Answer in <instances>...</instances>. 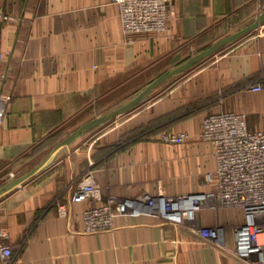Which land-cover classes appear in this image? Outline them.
<instances>
[{
  "label": "crops",
  "instance_id": "obj_1",
  "mask_svg": "<svg viewBox=\"0 0 264 264\" xmlns=\"http://www.w3.org/2000/svg\"><path fill=\"white\" fill-rule=\"evenodd\" d=\"M171 2L174 17L167 30L128 41L112 0H0V12L12 17L0 24V94L8 97L0 126V187L40 162L64 131L102 113L121 95L128 101L170 56L195 53L214 33L240 29L264 9V0ZM248 35L171 98L144 99L137 105L146 104L144 111L134 113L136 106L118 115L125 116L98 136L79 135L38 174L0 197V242L12 246L11 264H254V255L243 261L229 252L234 230L244 221L238 206L209 199L197 212L198 224L224 231L225 246L219 247L148 214L117 215L111 231L88 233L82 214L99 200L70 201L88 170L102 200L215 188L203 177L216 163L212 143L198 137L202 116L176 129L189 135L180 143L161 141L162 129L131 136L182 104L222 89L225 97L206 112L243 113L250 129L264 130V90L242 89L264 69V23L241 38Z\"/></svg>",
  "mask_w": 264,
  "mask_h": 264
},
{
  "label": "built area",
  "instance_id": "obj_2",
  "mask_svg": "<svg viewBox=\"0 0 264 264\" xmlns=\"http://www.w3.org/2000/svg\"><path fill=\"white\" fill-rule=\"evenodd\" d=\"M118 7L121 31L131 41L140 34H157L167 30L174 17L172 0H112ZM12 17L0 12V24ZM245 90H264V75L244 86ZM8 97L0 94V126L6 115ZM187 133L163 132L160 140L180 143ZM200 138L213 145L215 168L203 173L207 184L215 188L203 192H184L174 196L142 192L135 197H109L102 200L100 187L91 171H86L71 195V202L99 200L82 214L84 231L100 233L114 228L117 215L138 217L155 216L164 223L187 227L202 238L224 247L220 227L203 226L196 222L197 212L209 199L225 206H238L244 221L234 230V245L230 254L243 261L254 255V264H264V130L248 127L243 113L219 111L207 114L202 121ZM64 212L63 205H59ZM14 250L0 242V264H11Z\"/></svg>",
  "mask_w": 264,
  "mask_h": 264
},
{
  "label": "rangeland",
  "instance_id": "obj_3",
  "mask_svg": "<svg viewBox=\"0 0 264 264\" xmlns=\"http://www.w3.org/2000/svg\"><path fill=\"white\" fill-rule=\"evenodd\" d=\"M236 30H238V29H236ZM236 30H235V28L230 29L229 31L226 30V31L222 32L220 35H218L219 33H214L213 37H211V36L208 37L207 44H200L199 48L197 49V52L207 48L208 46H210L215 41L225 37L226 35H228L230 33L235 32ZM228 32H230V33H228ZM250 36L251 35H248L244 38H241L240 40L236 41L231 46H227L225 48L223 47L219 52H217V54H215L216 56H211L209 58L207 57L204 60H202L200 63L192 66L191 68H189L185 71L179 72V73L169 77L161 85H159L157 88H155L150 94H148V96L145 99H148V101H150V100L151 101H162V100H166V99L171 98L172 94L176 90H178L181 87L189 84L192 81V77H194L196 72L213 67L214 65H212V64L215 62V59L217 58V56H222L223 54H226L230 50H232L235 46L243 44L245 41L250 39L249 38ZM197 52H195V53H197ZM195 53H189V52L186 53L185 51H183L179 54L170 56L168 58L166 64L161 65L160 69L157 72L152 73L147 80L148 82L146 81L147 83H145V85H143L140 89H138V91H136L130 97H128V100H129V98L131 99L132 97H134L143 87H145L151 80L156 78L158 75H160L161 73H163L164 71H166L170 67L178 64L179 62L183 61L184 59L188 58L189 56H191L192 54H195ZM262 74L264 75V69L261 70L258 77L252 79L251 81L257 80L259 77L262 76ZM248 82H250V81H248ZM248 82H246V83H248ZM243 88L244 87H242V89ZM243 90H245V89H243ZM246 91L251 92L248 90H246ZM225 93H226V90L222 89L221 91H219L217 93L207 94V95L202 96L200 98H194L191 101H189L188 103H186V104L184 103L180 107H178V108L174 109L172 112H170V115H168V117H166V119H165V120H167V122H164L165 120L162 119L161 121H158L154 124L144 125L145 127L143 126L139 131H137V133H134L131 137L134 139L142 138V137H145L146 135H149V134L153 135V134L157 133L159 130L161 131V129L165 130L166 132H169V133H176L179 131H183V130L176 131V129H178V127L181 124H184L187 120H193L194 121V119H196V118L201 119V116H202L201 121H203L204 117L207 114L212 112V111H210V112H206V111L213 108V106L215 104L220 103V101L227 94V93L226 94ZM125 96H127V95L126 94L123 96L121 95V97L119 99H117V101H115L113 103V105L108 107V109H105V111L103 110V112L100 114H103V113H105L111 109H114V108L120 106L121 104H123L124 102H126L127 99H126V101H124L122 99ZM146 108H147V105L143 104L140 107L137 106L132 111H135L134 113L141 112V111H144ZM100 114H98V115H100ZM98 115H96V116H98ZM124 116L113 117V118L105 121L104 123L96 126L95 128L89 130V133L87 132L88 134H86V135H91L92 137L98 136L100 133L104 132L105 130L110 129L114 125L120 123L123 120ZM93 117H95V116H93ZM93 117H91V118H93ZM91 118H89V119H91ZM88 120H86V121H88ZM80 125L81 124L73 125V127H74V129H76ZM74 129H72V130H74ZM64 132L67 133V131H64ZM64 132L59 137L62 136L61 138H63V136L66 135V133H64ZM183 132H187V131H183ZM198 137L200 138V133H198Z\"/></svg>",
  "mask_w": 264,
  "mask_h": 264
},
{
  "label": "water",
  "instance_id": "obj_4",
  "mask_svg": "<svg viewBox=\"0 0 264 264\" xmlns=\"http://www.w3.org/2000/svg\"><path fill=\"white\" fill-rule=\"evenodd\" d=\"M263 23H264V9L258 14L257 18L253 22L215 41L207 48L195 54H192L188 58L184 59L183 61L170 67L169 69H167L166 71L158 75L156 78L151 80L145 87H143L134 97H132L128 101L124 102L123 104H121L120 106L114 109H111L103 114L95 116L89 119L88 121L84 122L83 124L78 126L76 129H74L73 131L65 135L61 140H59L53 146L51 151L40 162H38L36 165L31 167L29 170L25 171L24 173L16 177H12L2 187H0V197L6 195L8 192L13 190L14 188L21 186L23 183L28 181L30 178L38 174L42 169H44L53 160L55 155L62 148L67 146L71 141H73L79 135L95 128L96 126L104 123L105 121L115 116L125 114L131 111L140 102H142L148 96V94H150L155 88L161 85L166 79L200 63L205 58L213 55L214 53L222 49L225 45L243 37L245 34L254 30L255 28H257Z\"/></svg>",
  "mask_w": 264,
  "mask_h": 264
},
{
  "label": "trees",
  "instance_id": "obj_5",
  "mask_svg": "<svg viewBox=\"0 0 264 264\" xmlns=\"http://www.w3.org/2000/svg\"><path fill=\"white\" fill-rule=\"evenodd\" d=\"M158 120H156V121H153V122H150L149 124H154V123H156Z\"/></svg>",
  "mask_w": 264,
  "mask_h": 264
},
{
  "label": "bare ground",
  "instance_id": "obj_6",
  "mask_svg": "<svg viewBox=\"0 0 264 264\" xmlns=\"http://www.w3.org/2000/svg\"><path fill=\"white\" fill-rule=\"evenodd\" d=\"M109 232V231H108Z\"/></svg>",
  "mask_w": 264,
  "mask_h": 264
}]
</instances>
